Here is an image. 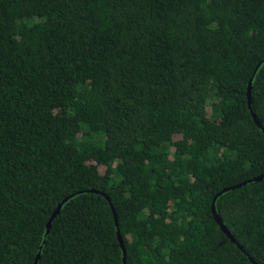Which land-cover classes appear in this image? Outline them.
I'll return each instance as SVG.
<instances>
[{"label": "trees", "instance_id": "1", "mask_svg": "<svg viewBox=\"0 0 264 264\" xmlns=\"http://www.w3.org/2000/svg\"><path fill=\"white\" fill-rule=\"evenodd\" d=\"M262 173L264 0H0V264H264Z\"/></svg>", "mask_w": 264, "mask_h": 264}, {"label": "water", "instance_id": "2", "mask_svg": "<svg viewBox=\"0 0 264 264\" xmlns=\"http://www.w3.org/2000/svg\"><path fill=\"white\" fill-rule=\"evenodd\" d=\"M259 65H260V63H259L257 66H259ZM250 87H251V80L249 81V83H248V88H247L248 107H249V109H250V111H251V115H252V117H253L254 122L256 123V125H257L259 128H262V127H261V124H260V122H259V120L257 119V117H256V115H255V113H254V112L252 111V109H251ZM263 178H264V173H262V174H260V175H258V176H255V177H253V178H251V179H248V180H246V181H243V182H241V183H239V184H237V185L230 186V187H225V188H223L219 193H217V194L215 195V197H214V200H213V202H212V204H211V212H212L213 219H214V221L218 224V226L220 227V229L225 233V235H226L228 238H230L234 243H236L235 240H234V237L230 234V232L228 231V229H227V228L225 227V225L223 224V221L221 220V218L219 217V215L216 213V210H215V199H216L217 196L221 195L223 192H225V191H227V190H230V189H234V188L240 187V186L246 184L247 182L260 181V180H262ZM91 191L96 192V191H94V190H91ZM101 194H102V195L107 199V201L110 203V199H109V197L107 196V194H105V193H101ZM65 200H66V199H65ZM65 200H64V201H65ZM64 201H63V202H64ZM61 204H62V203H61ZM61 204H59V205L54 209V211L52 212V214H51V216H50V218H49V220H48V222H47V224H46V234L49 232V229H50V226H51V222H52L53 218H54V217L57 215V213L59 212L60 207H61ZM110 205H111V203H110ZM111 208L113 209L112 205H111ZM114 217H116L115 212H114ZM117 238H118V241H119V243H120V245H121V248H122V252H123V262H124V264H125V248H124V246H123V241H122V238H121V236H120L119 231H117ZM236 244H237V243H236ZM239 248L242 249L240 246H239ZM38 258H39V253L37 254V256H36V258H35L34 264H37ZM250 260L253 262V264H256V263L252 260V258H250Z\"/></svg>", "mask_w": 264, "mask_h": 264}]
</instances>
